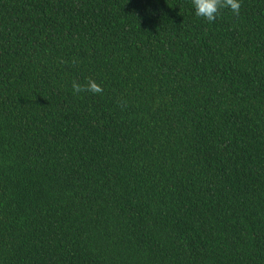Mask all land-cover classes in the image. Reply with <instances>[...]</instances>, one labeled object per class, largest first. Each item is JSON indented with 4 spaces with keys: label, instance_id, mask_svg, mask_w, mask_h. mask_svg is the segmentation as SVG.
Listing matches in <instances>:
<instances>
[{
    "label": "trees",
    "instance_id": "trees-1",
    "mask_svg": "<svg viewBox=\"0 0 264 264\" xmlns=\"http://www.w3.org/2000/svg\"><path fill=\"white\" fill-rule=\"evenodd\" d=\"M0 264H264V0H0Z\"/></svg>",
    "mask_w": 264,
    "mask_h": 264
},
{
    "label": "clouds",
    "instance_id": "clouds-1",
    "mask_svg": "<svg viewBox=\"0 0 264 264\" xmlns=\"http://www.w3.org/2000/svg\"><path fill=\"white\" fill-rule=\"evenodd\" d=\"M242 0H192L195 15L213 23L218 18L221 9H230L234 14L239 15ZM72 89L75 93L88 91L101 93L103 89L96 81L89 79L87 84L81 85L73 82Z\"/></svg>",
    "mask_w": 264,
    "mask_h": 264
}]
</instances>
